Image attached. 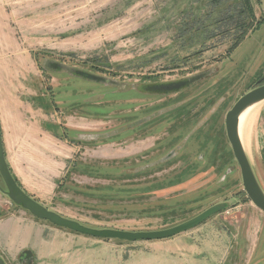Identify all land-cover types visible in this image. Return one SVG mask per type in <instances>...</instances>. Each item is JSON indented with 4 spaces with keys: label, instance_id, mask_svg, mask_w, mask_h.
<instances>
[{
    "label": "rangeland",
    "instance_id": "obj_1",
    "mask_svg": "<svg viewBox=\"0 0 264 264\" xmlns=\"http://www.w3.org/2000/svg\"><path fill=\"white\" fill-rule=\"evenodd\" d=\"M250 1L244 18L241 0H0L2 120L5 104L31 94L51 105L32 118L60 127L57 138L35 127L21 150L7 138L24 185L56 178L44 206L99 228L164 229L225 204L196 234L259 230L239 264H264V213L244 191L225 125L264 76V0ZM246 132L264 189V101ZM17 211L30 215L0 175V218Z\"/></svg>",
    "mask_w": 264,
    "mask_h": 264
},
{
    "label": "crops",
    "instance_id": "obj_2",
    "mask_svg": "<svg viewBox=\"0 0 264 264\" xmlns=\"http://www.w3.org/2000/svg\"><path fill=\"white\" fill-rule=\"evenodd\" d=\"M10 74L12 73L9 71L2 73L3 77ZM39 97L30 94L29 101L17 97L14 104H5L3 116L6 119L3 122L0 113V129L11 173L29 195L45 205L56 195L61 181L55 178L53 183L26 187L12 163L6 141L7 138L12 139L15 141V147L20 150L26 148V140H36L40 136L35 127L57 138L59 124L46 128L31 116L33 112L40 114L41 110L46 112L45 108H49V101L46 99L42 102ZM42 97L46 96H41L40 99ZM9 98L11 99V96ZM29 115L31 117L28 122ZM25 161L30 162L28 157ZM35 169L41 172L40 167ZM49 172L54 173L52 169ZM197 229L169 239L119 244L76 234L17 211L0 218V257L4 264H239L242 253L244 252L245 256L247 254L246 249H242L243 243L245 248L246 245L255 243L256 248L261 238L259 230L253 232L250 229L243 234V231L239 233L220 228L208 232L201 230L207 234L200 238L195 232ZM26 253H30L28 259H25ZM252 260L253 258L248 263L251 264Z\"/></svg>",
    "mask_w": 264,
    "mask_h": 264
},
{
    "label": "water",
    "instance_id": "obj_3",
    "mask_svg": "<svg viewBox=\"0 0 264 264\" xmlns=\"http://www.w3.org/2000/svg\"><path fill=\"white\" fill-rule=\"evenodd\" d=\"M264 76L259 79L258 84L262 83ZM264 101V85L258 86L243 97H241L226 114L225 125L226 133L229 143L231 145L233 154L240 168L242 184L247 197L252 204L264 213V189L261 186L251 162L245 152L243 144L239 135V121L241 114L249 107ZM0 175L7 188L10 200L21 206L25 211L29 212L34 218L49 222L50 224L66 229L84 236L93 237L97 239L120 241V242H138V241H152L162 240L175 237L179 234L185 233L203 224L212 216L222 212L225 209V204H216L206 209L197 216L177 224L172 227L158 229V230H122L116 228H99L92 227L81 223L78 220L71 219L61 215L60 213L49 209L35 198L29 195L11 173L3 147L1 129H0ZM30 253L25 254V259H28ZM0 264H4L0 257Z\"/></svg>",
    "mask_w": 264,
    "mask_h": 264
},
{
    "label": "trees",
    "instance_id": "obj_4",
    "mask_svg": "<svg viewBox=\"0 0 264 264\" xmlns=\"http://www.w3.org/2000/svg\"><path fill=\"white\" fill-rule=\"evenodd\" d=\"M241 5H242V10H240V13L242 14L241 16H248V15H251L252 14V11H253V8H252V5H251V1L250 0H241ZM246 18V17H244ZM247 27V26H246ZM246 30H245V26H242V31L240 32V34L237 35V39L234 41V43L236 41H238L240 38L243 37V35L245 34ZM239 42V41H238ZM16 179V177H14ZM16 181L18 182V180L16 179ZM19 184V182H18ZM20 187H22L20 184H19ZM49 223V222H48ZM52 225V224H51ZM54 226V225H53ZM69 231V230H68ZM72 232V231H70Z\"/></svg>",
    "mask_w": 264,
    "mask_h": 264
},
{
    "label": "bare ground",
    "instance_id": "obj_5",
    "mask_svg": "<svg viewBox=\"0 0 264 264\" xmlns=\"http://www.w3.org/2000/svg\"><path fill=\"white\" fill-rule=\"evenodd\" d=\"M258 104H259V103H258ZM255 106H257V104H255V105H253V106L247 108V109L241 114V116H240V121H239V135H240L241 118H242L243 114H244L247 110H249L250 108H253V107H255ZM251 113H252V112H249V113L243 118V122H242V137H243V139L246 137V127H247V124H248L249 118H250V116H251ZM240 139H241V135H240ZM241 142H242V140H241ZM242 143H243V142H242Z\"/></svg>",
    "mask_w": 264,
    "mask_h": 264
},
{
    "label": "flooded vegetation",
    "instance_id": "obj_6",
    "mask_svg": "<svg viewBox=\"0 0 264 264\" xmlns=\"http://www.w3.org/2000/svg\"><path fill=\"white\" fill-rule=\"evenodd\" d=\"M261 85H264V80L262 81V83H260V84H257L256 85V87H258V86H261ZM255 87V88H256ZM254 89V88H253ZM256 107V106H255ZM255 107H253V108H250L249 110H247L244 114H243V116H242V118H241V126H240V135H241V140H242V142H243V140L245 139H243V137H242V122H243V118L249 113V112H253V110H254V108ZM251 115H252V113H251ZM251 117V116H250ZM247 133V132H246ZM226 135H227V133H226ZM228 139V138H227ZM229 141V140H228ZM231 146V145H230ZM232 149V148H231ZM233 152V151H232ZM235 157V156H234Z\"/></svg>",
    "mask_w": 264,
    "mask_h": 264
}]
</instances>
